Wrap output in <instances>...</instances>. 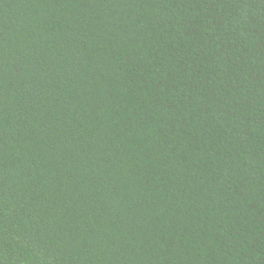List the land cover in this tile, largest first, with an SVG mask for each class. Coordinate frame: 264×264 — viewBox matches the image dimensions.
Returning a JSON list of instances; mask_svg holds the SVG:
<instances>
[{"label":"trees","instance_id":"obj_1","mask_svg":"<svg viewBox=\"0 0 264 264\" xmlns=\"http://www.w3.org/2000/svg\"><path fill=\"white\" fill-rule=\"evenodd\" d=\"M0 264H264V0H0Z\"/></svg>","mask_w":264,"mask_h":264}]
</instances>
